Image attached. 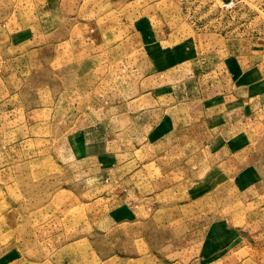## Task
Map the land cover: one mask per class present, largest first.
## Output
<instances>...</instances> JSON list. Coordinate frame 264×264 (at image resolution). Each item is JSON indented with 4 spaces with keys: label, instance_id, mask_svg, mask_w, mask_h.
Returning <instances> with one entry per match:
<instances>
[{
    "label": "rangeland",
    "instance_id": "1",
    "mask_svg": "<svg viewBox=\"0 0 264 264\" xmlns=\"http://www.w3.org/2000/svg\"><path fill=\"white\" fill-rule=\"evenodd\" d=\"M263 50L264 0H0V264L264 262Z\"/></svg>",
    "mask_w": 264,
    "mask_h": 264
},
{
    "label": "crops",
    "instance_id": "2",
    "mask_svg": "<svg viewBox=\"0 0 264 264\" xmlns=\"http://www.w3.org/2000/svg\"><path fill=\"white\" fill-rule=\"evenodd\" d=\"M243 56V55H242ZM241 57V56H240ZM248 58H240V60H238V68L239 70L242 72V75L240 77V81L238 82V84L234 87L237 90H240L242 88H246L248 85V82H245L248 77H251V83L252 85L254 84V82L256 81V83L258 82V80H260L262 73H264V68H262L261 65L256 66V65H252L254 67H246L245 66V61L250 60L254 62H261L260 64L264 65V50L263 53H257V51H255V53H252V55L247 56ZM261 59V60H260ZM264 67V66H263ZM155 76H153L154 78ZM250 83V84H251ZM260 88H264V81H261L260 83L256 84V86L252 89V94H256L258 92V89ZM175 89L174 88H170L169 92H164V94H168L169 98L171 101L177 100V102L175 103V105H171V109L176 110L177 112H179L180 116L183 119L188 120L189 122H195L197 123V121L199 120L198 117L199 116H209V113L213 114L212 112H210V109L212 107H208V105H206V103L208 102V98L200 100L198 102L203 103L205 106H203L200 103H197L195 100L192 101V99H186L185 97L187 96H192V93H185V95L180 97V94H175ZM262 97H264V94L262 95ZM190 98V97H189ZM168 99V97H167ZM232 99H235L234 97H232ZM263 99V98H262ZM225 98H223V100L221 102H224ZM197 106V108H196ZM225 106H223L221 108V112L224 114V109ZM228 107V106H227ZM232 108H234V106H231ZM216 114H219L218 111H216ZM262 123H257L255 122H250L248 123V125L246 126V129L242 130V134L238 135V134H234L233 137H239L236 139L235 144L237 143H241L240 140L243 141V145L249 144L247 142H245L246 139H248L250 142H252V137L254 132H256L258 125H260ZM239 124L238 122H235L233 124H231V127L233 128L232 132L237 131L239 128L238 127ZM230 127V126H229ZM218 141L219 139L214 140L213 142ZM221 150V148L219 149ZM244 152V153H242ZM246 153L247 156H244V154ZM215 154H217V152H215ZM235 157V156H233ZM261 159V154L259 153V155L252 150L251 152H247V151H240L239 155L235 158L233 163L232 168L235 169L237 167L238 171L233 174V176L238 177L240 174L244 175V174H248L251 176H256L259 177L261 174H264V171L262 168L259 167V165L261 163H259V160ZM217 160H218V165L220 162H222V160L220 159V156H218L217 154ZM238 160V161H237ZM208 163V158H206L205 164ZM209 166V164H207ZM240 167H242L241 169H239ZM230 172V171H229ZM189 174H193V172H189ZM258 175V176H257ZM261 181H264V178L260 179ZM255 182V181H254ZM258 236H261V234H258ZM261 264H264V262H261Z\"/></svg>",
    "mask_w": 264,
    "mask_h": 264
}]
</instances>
